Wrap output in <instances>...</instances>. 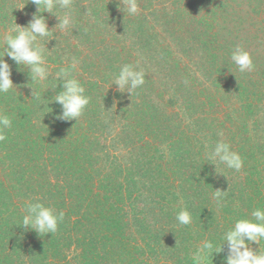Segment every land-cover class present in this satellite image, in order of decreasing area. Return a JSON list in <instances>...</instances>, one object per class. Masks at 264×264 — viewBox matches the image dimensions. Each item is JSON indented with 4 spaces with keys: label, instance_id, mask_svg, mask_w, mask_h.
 Returning a JSON list of instances; mask_svg holds the SVG:
<instances>
[{
    "label": "trees",
    "instance_id": "1",
    "mask_svg": "<svg viewBox=\"0 0 264 264\" xmlns=\"http://www.w3.org/2000/svg\"><path fill=\"white\" fill-rule=\"evenodd\" d=\"M138 2L130 16L119 0H74L63 31L43 13L53 31L40 41L51 52L44 84L4 57L16 87L0 95L12 119L0 142V264H194L201 241L264 208V0ZM36 12L32 0H0V37ZM237 45L254 70L232 62ZM72 57L91 102L59 121L55 73ZM125 64L145 72L132 96L114 85ZM219 141L241 155V171L208 159ZM26 202L64 212L58 231L23 227ZM185 208L187 226L176 220ZM228 255L225 244L210 264Z\"/></svg>",
    "mask_w": 264,
    "mask_h": 264
},
{
    "label": "clouds",
    "instance_id": "2",
    "mask_svg": "<svg viewBox=\"0 0 264 264\" xmlns=\"http://www.w3.org/2000/svg\"><path fill=\"white\" fill-rule=\"evenodd\" d=\"M37 6V12L33 13L27 26H19L14 22L8 32L0 37V44L4 45V51L0 54V95L8 94L16 87L12 80V66L4 59L9 57L19 66L29 70L31 85L44 84L51 75L46 56L51 52L41 40L53 37L47 19L43 13L55 15L59 23L57 28L66 30L72 25V7L74 0H32ZM118 8L123 13L135 16L140 13L138 0H119ZM62 10L63 15L57 11ZM231 60L237 66L240 73L252 71L255 68L251 54L239 45L231 53ZM80 61L72 57L71 63L66 67H60L55 73V78L61 81L63 90L54 97V103L61 106L62 111L55 115L59 121L78 120L84 110L91 102L86 95V89L82 83L75 78L73 73L78 70ZM137 65L125 64L115 77L114 85L118 91L132 94L136 89L141 88L145 83V72L137 70ZM22 71V70H21ZM35 99L38 94L33 93ZM12 127V119L3 110H0V142L7 139L5 129ZM222 135V133H221ZM212 164L225 165L228 169L241 171L244 167V160L241 155L233 151L229 143L219 141L214 149L208 154ZM225 192L216 190L213 198L217 204H221L222 195ZM26 214L22 216L20 224L25 228H31L40 235L54 234L58 231L59 224L63 222L65 213L56 214L51 207L43 203L25 204ZM176 220L180 225H190L193 221L189 210L181 209ZM264 241V208L257 207L251 212L250 219H237L235 223L224 232L219 242L205 239L201 241L192 255L194 264H210L214 254L221 253L225 244L228 246L229 255L226 257V264H264V248L261 242ZM252 245H258L255 249Z\"/></svg>",
    "mask_w": 264,
    "mask_h": 264
},
{
    "label": "rangeland",
    "instance_id": "3",
    "mask_svg": "<svg viewBox=\"0 0 264 264\" xmlns=\"http://www.w3.org/2000/svg\"><path fill=\"white\" fill-rule=\"evenodd\" d=\"M259 53H263V56H264V51L263 50H261V52H259ZM185 62H187V64H188V66H191V64H190V62H189V58H187V59H185ZM192 71H196V67H194V68H192ZM237 105V107H238V104L237 103H235L234 104V106H236ZM240 105V104H239Z\"/></svg>",
    "mask_w": 264,
    "mask_h": 264
}]
</instances>
